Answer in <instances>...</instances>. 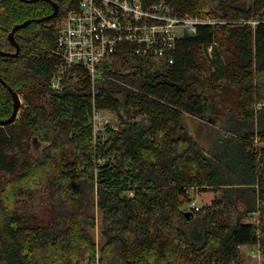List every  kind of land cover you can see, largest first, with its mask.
Here are the masks:
<instances>
[{
	"label": "trees",
	"instance_id": "1",
	"mask_svg": "<svg viewBox=\"0 0 264 264\" xmlns=\"http://www.w3.org/2000/svg\"><path fill=\"white\" fill-rule=\"evenodd\" d=\"M53 1L60 11L49 18V1L0 0L3 51L16 50L8 34L31 20L16 32L19 55L0 54L3 80L24 99L19 118L0 124V263L243 264L240 246L258 243L264 256V148L248 146L256 128L264 140V0H164L180 14L227 22L200 25L178 39L174 64L155 73L140 58L121 56L129 72L98 83V106L120 119L119 127L103 131L91 120L87 80L51 87L59 62L49 50L57 42L56 21L78 5ZM208 66L214 71L206 78ZM112 67L105 66L111 73ZM12 111V95L0 81V119ZM223 111L229 135L211 159L184 118L209 120V113ZM33 141L44 144L41 156ZM190 186L219 188L222 196L188 219L181 207ZM92 204L106 237L98 258L86 227L95 218ZM254 213L259 223L243 222Z\"/></svg>",
	"mask_w": 264,
	"mask_h": 264
},
{
	"label": "built area",
	"instance_id": "2",
	"mask_svg": "<svg viewBox=\"0 0 264 264\" xmlns=\"http://www.w3.org/2000/svg\"><path fill=\"white\" fill-rule=\"evenodd\" d=\"M226 22L180 14L164 0L151 4L144 0H78L77 7L56 21L57 42L49 50L59 62L51 87L62 89L74 76L87 80L93 96V126H107L109 121H102L101 116L104 108L96 99L100 94L98 83L106 78L117 79L113 73L118 70L129 72L121 56L134 55L147 63L150 71H157L164 64H174L178 39L197 33L200 25ZM113 63L112 73L108 72L105 66Z\"/></svg>",
	"mask_w": 264,
	"mask_h": 264
},
{
	"label": "rangeland",
	"instance_id": "3",
	"mask_svg": "<svg viewBox=\"0 0 264 264\" xmlns=\"http://www.w3.org/2000/svg\"><path fill=\"white\" fill-rule=\"evenodd\" d=\"M194 16V15H193ZM248 23H250L253 27L254 25L258 22L257 20H247ZM212 48L213 45H210L208 47H206V52H207V56L209 58L213 57V52H212ZM217 68H215V70H217ZM153 71H155L153 69ZM214 71L213 68H211L210 66H208L207 69H205L203 71V76H205L206 78L210 77V73ZM155 73V72H153ZM213 77V76H212ZM220 81V80H219ZM226 78H224V80L222 82H225ZM83 81L79 80L78 77L74 76L72 78H69L66 82H65V86L67 85H76V84H81ZM21 96V100H22V105H21V109L19 112V116L22 113L23 110V106H24V99ZM39 100L43 101L42 98H40ZM261 105L260 104H256L255 106H253L252 110L253 113L258 112L260 109ZM226 114V112H222L220 115L217 114H213V113H209V120L204 119V118H200L191 114H186L185 118H184V123L185 126L187 128V130L193 135V137L199 142L201 148L203 149L204 153H208L210 154V158L211 159H216L215 156L216 154H219L221 152V149L224 145V141L225 138H227V136L229 135V132L226 131L225 127L227 126V123L229 124V115L228 113L226 115H222V114ZM18 116V118H19ZM101 116H102V121L106 122V120L109 121V125H111L114 128L119 127L120 125V119L118 118V115L116 114V112L114 110H110V109H103L101 111ZM141 116L136 117L137 119L140 118ZM242 118V116H240ZM219 121V123H218ZM104 124L99 125L97 128H95L97 131H103L105 129ZM256 133L254 136V140L250 143H248L250 146V148L252 147H256L255 149H262L264 148V140H262L261 136L259 134H257L259 132V128L255 129ZM259 135V136H257ZM44 147L43 143H40L39 141H33V151L34 154L36 156H41L42 155V149ZM223 150H225V148H223ZM227 150V149H226ZM259 152V150H258ZM227 153V152H226ZM259 155V153H258ZM231 156V155H230ZM232 160V159H231ZM229 163V162H228ZM227 174V173H226ZM187 192L189 195V201H187L186 203H184L182 205V209L185 210L186 212L192 211L193 209H195L197 211V209L195 208V206L200 207L199 209H202L203 207L206 206H210L212 205V203L215 200H218V198H220L222 196V192L219 188H203L200 186H190L187 188ZM204 190H206L210 195V197L208 195H206L204 192ZM96 193V191H95ZM95 193L91 194V202L94 204V206H96L97 204V195ZM90 205V212L92 211V215H94V221H92L90 223V226L87 224L86 227L89 231V233L93 236L95 243L97 245L98 248V254H97V258L99 257V253H100V248L101 246L105 243L106 241V237L103 234V224H102V214L101 211ZM53 203H49L47 210L51 211L53 209ZM237 208L239 210H242L243 208H245L244 203H242L240 200L237 202ZM46 213V212H45ZM233 216L237 215L236 212L232 213ZM5 216V212L2 210V208L0 207V227L3 226V219ZM243 222L245 223H250V222H255V223H259L258 221V213H254L252 218L250 219H244ZM2 236V230L0 228V237ZM260 244L258 243L256 246H249V245H241L240 246V253H241V257L243 259V264H264V256L262 255L261 251H260ZM89 261V257L87 259H85V262ZM0 264H6L5 262H1Z\"/></svg>",
	"mask_w": 264,
	"mask_h": 264
},
{
	"label": "water",
	"instance_id": "4",
	"mask_svg": "<svg viewBox=\"0 0 264 264\" xmlns=\"http://www.w3.org/2000/svg\"><path fill=\"white\" fill-rule=\"evenodd\" d=\"M24 1H36V0H24ZM46 1H49L53 6V12L48 16L49 18H53L54 16H56L58 14V12L60 10V4L53 1V0H46ZM37 20H41V19H37ZM30 22H31V20H26L25 22L20 23V24L16 25L15 27H13V29L8 34V39L11 42V44L15 47L16 50L14 52H7V51H3L0 48V54L1 55H3V56H17V55H19L21 47H20V44L16 38V32L18 31V29L27 26ZM0 81L5 86H7V88L9 89V91L12 95V98H13L12 114L10 115V117H8L6 119H0L1 125H8V124L15 122V120L18 118L19 112L21 109V105H22V100H21L20 95L3 80L1 73H0ZM189 213H190V211L187 212L188 219L190 218V216L188 215Z\"/></svg>",
	"mask_w": 264,
	"mask_h": 264
},
{
	"label": "crops",
	"instance_id": "5",
	"mask_svg": "<svg viewBox=\"0 0 264 264\" xmlns=\"http://www.w3.org/2000/svg\"><path fill=\"white\" fill-rule=\"evenodd\" d=\"M204 191H205L204 193H205L206 195H208V194H209V193H208L206 190H204ZM208 196L210 197V195H208Z\"/></svg>",
	"mask_w": 264,
	"mask_h": 264
},
{
	"label": "flooded vegetation",
	"instance_id": "6",
	"mask_svg": "<svg viewBox=\"0 0 264 264\" xmlns=\"http://www.w3.org/2000/svg\"><path fill=\"white\" fill-rule=\"evenodd\" d=\"M60 11V10H59ZM59 13V12H58ZM58 15V14H57Z\"/></svg>",
	"mask_w": 264,
	"mask_h": 264
}]
</instances>
